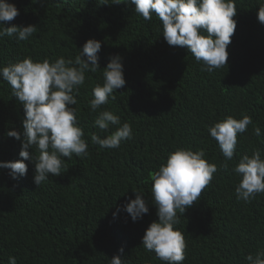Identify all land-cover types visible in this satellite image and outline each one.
I'll return each mask as SVG.
<instances>
[{
	"label": "trees",
	"instance_id": "trees-1",
	"mask_svg": "<svg viewBox=\"0 0 264 264\" xmlns=\"http://www.w3.org/2000/svg\"><path fill=\"white\" fill-rule=\"evenodd\" d=\"M6 2L19 15L5 27L35 25L37 31L24 41L0 39V66L26 56L74 59L88 39H95L101 41V70L86 73L75 105L89 145L87 157L65 158L62 175H50L39 187L32 161H25L27 174L17 179L0 168V264H8L9 256L17 264H109L115 255L127 264H162L141 241L158 220L150 175L177 147L204 149L219 169L176 225L187 243L183 264H248L247 255L264 250V194L251 203L237 200L239 177L232 171L245 153L258 149L264 158V24L257 19L264 0H235L237 27L227 48V66L212 72L203 71L186 48L169 46L155 15L145 21L134 5L112 0L108 5L102 0ZM117 54L126 84L103 108L129 122L134 136L117 149H101L92 144L91 134L107 133L93 126L97 114L89 101L109 57ZM242 113L252 117L261 136L254 135L253 125L238 134L236 154L223 170L224 157L207 128ZM23 118L22 105L0 78V161L21 159ZM10 130L20 132L21 140L9 137ZM29 153L39 154L35 148ZM133 191L142 192L149 207L135 222L123 210L135 199Z\"/></svg>",
	"mask_w": 264,
	"mask_h": 264
},
{
	"label": "clouds",
	"instance_id": "clouds-1",
	"mask_svg": "<svg viewBox=\"0 0 264 264\" xmlns=\"http://www.w3.org/2000/svg\"><path fill=\"white\" fill-rule=\"evenodd\" d=\"M122 3L134 5L135 13L145 21H151L155 15L161 23L166 43L186 48L195 62L202 64L203 71L212 72L227 66V48L237 27L235 0H112L111 4ZM101 4L109 3L102 0ZM18 15L19 10L14 4L0 0V39L7 36L24 41L36 33L35 25L4 26V22L12 21ZM257 19L264 24V3L259 4ZM100 49L101 41L88 39L74 59L59 56L52 60H34L26 56L0 66V78L10 85L12 97L24 110L21 159L0 161V168L7 169L12 179L25 176L28 171L25 161H32L35 165L33 181L39 187L50 175H62L65 158L71 160L73 154L77 158L88 156L89 145L84 139V129L79 124L75 105L79 89L85 85L86 73L101 70L97 56ZM102 70V83L97 82L93 86L89 109L97 114L93 126L107 134L102 137L94 132L91 142L101 149H117L122 142L133 138V128L103 106L110 100L114 101V93L126 84L122 58L118 54L110 56ZM249 125H253V133L259 138L261 128L253 124L250 115L243 113L239 119L229 115L207 128L224 157L219 168L228 169V162L236 154L238 134H244ZM7 135L21 140V133L16 130L8 131ZM33 148L38 155H30L29 149ZM218 170L216 163L207 160L204 149L193 151L177 147L151 173V197L158 220L146 228L141 245L145 251L154 253L162 264H183L185 261L187 243L176 225L180 223V215L184 216L200 200ZM232 171L239 177L235 186L237 200L251 203L257 194H264V158L260 150H253L251 155H241ZM133 192L135 199H130L123 210L135 222L148 213L149 207L142 192ZM116 214L114 212L113 216ZM123 251L121 247L119 252L122 254ZM246 260L248 264H264V250L247 255ZM8 264H17L16 257L9 256ZM109 264L127 262L115 255Z\"/></svg>",
	"mask_w": 264,
	"mask_h": 264
}]
</instances>
